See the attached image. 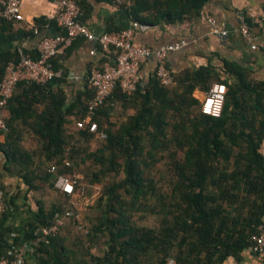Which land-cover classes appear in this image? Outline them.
<instances>
[{
	"label": "trees",
	"instance_id": "trees-1",
	"mask_svg": "<svg viewBox=\"0 0 264 264\" xmlns=\"http://www.w3.org/2000/svg\"><path fill=\"white\" fill-rule=\"evenodd\" d=\"M209 1L128 0L126 12L140 25H176L200 16ZM79 5L83 10L82 2ZM14 23L0 18V48L15 39L36 37L33 29L14 32ZM46 25L61 32L54 21L40 22L41 29ZM116 30L107 27V33ZM19 48L0 51V79L10 62L19 61ZM25 53L39 58L36 50L25 48ZM56 58L53 65L60 70ZM227 68L228 76H220L210 66L172 72L170 86L151 77L131 94L117 88L94 117L104 139L76 126L86 117L94 95L89 84L71 101L62 86L63 76L47 84L19 82L3 111L7 126L0 129L5 137L0 142L6 159L3 171L21 177L30 191L40 188L37 182L54 188L59 175L76 178L80 163L96 167L86 179L78 178L75 189L84 195L105 184L96 204L100 215L89 236L106 238L107 248L103 256H91L94 264L240 261L253 247L252 235L264 224V81L254 80L241 66L227 64ZM215 83L227 87L220 117L202 112ZM197 90L204 92L203 99L194 95ZM122 107L134 112L117 125L112 115ZM26 137L36 142L35 150L27 148ZM94 138L101 142L90 150L87 145ZM160 164L170 180L155 181ZM52 166L55 172L50 171ZM4 172L0 171V190ZM5 198L8 210L0 220V257L12 245L33 240L34 231L51 225L56 213L73 200L61 191L51 209L39 201L26 232L12 239L16 232L6 222L15 204ZM147 215L158 219L156 227L138 223ZM61 230L37 247L39 264H72L74 253L63 244Z\"/></svg>",
	"mask_w": 264,
	"mask_h": 264
},
{
	"label": "crops",
	"instance_id": "crops-1",
	"mask_svg": "<svg viewBox=\"0 0 264 264\" xmlns=\"http://www.w3.org/2000/svg\"><path fill=\"white\" fill-rule=\"evenodd\" d=\"M83 4V23L97 36L107 32V27L116 28L117 32L128 29L133 21L130 20L126 8L128 0H78ZM57 0H22L21 12L23 19L14 21V32L34 30L36 37L15 39L12 43L0 48V51L13 49L24 45L28 50H36L44 37L55 36L60 32L46 25L41 29L40 22L51 20L56 10ZM81 7V6H80ZM264 0H211L202 9L201 15L183 23L157 26L141 25L136 31V44L157 51L163 46L185 42L183 47L169 53L167 67L171 72L181 74L195 71L201 67L210 66L220 76H228L227 64H235L249 70L250 76L256 81H264ZM252 24L254 42L248 44L240 32L241 19ZM55 22V21H54ZM115 31V32H116ZM226 31L227 35L220 33ZM59 32V33H58ZM18 35V34H17ZM96 49L92 55L91 50ZM113 51H101L95 43L78 38L74 44L60 54L57 64L63 72V87L73 101L80 92L88 88L87 77L93 68H104L113 64ZM157 64L154 60L146 62L141 70L145 82L156 76ZM213 72V73H214ZM173 74V73H172ZM216 84V83H215ZM196 97L203 99L204 92L195 91ZM132 109L120 111L121 117L127 118ZM75 119V118H73ZM5 137L0 132V142ZM5 156L0 153V171L4 172ZM14 169V167H11ZM0 196L14 199L13 215L6 222L16 235L26 232L31 220L38 209V190H28L22 178L11 173H3ZM68 225V224H67ZM63 244H67L66 228L61 230ZM25 246L26 264H39L36 254L37 247L32 240H23ZM226 264H264V258L251 251H245L240 261L229 259Z\"/></svg>",
	"mask_w": 264,
	"mask_h": 264
},
{
	"label": "built area",
	"instance_id": "built-area-1",
	"mask_svg": "<svg viewBox=\"0 0 264 264\" xmlns=\"http://www.w3.org/2000/svg\"><path fill=\"white\" fill-rule=\"evenodd\" d=\"M22 0H0V18L11 21L23 19L21 12ZM264 17V10H263ZM83 10L78 0H57L56 10L51 20L55 21L61 32L55 36L44 37L38 44L36 51L38 59H33L25 53V46L22 45L19 52V61L10 62L6 68L4 76L0 79V129L6 130L5 116L3 114L9 99L13 96L19 82H34L47 84L48 82L61 78L62 70H56L53 60L71 47L75 40L83 38L100 46L103 51H113L115 60L113 64H106L104 68H93L87 81L94 90L93 97L88 102L86 117L78 120L76 126L79 129H89L90 132L98 134L102 139L106 137L104 133H98V123L94 120L99 106L109 100L115 90L120 88L122 92L131 94L138 86L143 85L141 70L143 65L149 60L156 61V77L161 84L170 86L174 83L171 70L167 67V57L169 53L180 50L185 42L176 43L161 47L157 51L142 47L135 42L136 31L141 27L138 22L119 32L103 33L97 36L82 22ZM240 32L250 45L254 42L253 33L247 21L242 18ZM226 36L227 32L220 33ZM92 55L96 54V49L91 50ZM227 87L224 84L216 83L210 89L202 104V112L212 117H220L222 114ZM264 156V147L262 148ZM51 172L56 171L52 166ZM78 177L71 178L65 175L57 176L56 187L63 193L72 196L76 195V184ZM65 207L63 212H58L51 225L40 226L33 233V246L38 247L42 242L55 237L60 230L69 223L80 224V216L71 204ZM8 210V204L0 196V220ZM16 234H12L14 239ZM253 247L250 249L264 258V224L258 227L257 233L252 235ZM25 246L12 245L5 256L0 257V264H26ZM173 263V261H171Z\"/></svg>",
	"mask_w": 264,
	"mask_h": 264
},
{
	"label": "rangeland",
	"instance_id": "rangeland-1",
	"mask_svg": "<svg viewBox=\"0 0 264 264\" xmlns=\"http://www.w3.org/2000/svg\"><path fill=\"white\" fill-rule=\"evenodd\" d=\"M112 120L119 125L124 122L126 118L124 116L121 117L120 110L116 109L112 115ZM100 142V140L94 138L87 146H89L90 150H95L99 146ZM24 143L31 151L37 148L36 142L32 139H27V137ZM78 161H80L79 158ZM95 168L96 167L90 162L85 164L80 163L76 169L75 175L78 178L86 179V174ZM154 172L156 174L154 177L155 181H159L161 178H167L170 180L168 174L164 172V166L162 164L156 166ZM117 178H122V175ZM37 184L41 188L38 190L39 195L37 199L42 202V205L45 206L46 209H51L53 205L58 203L57 201L60 198L61 191L56 187V185L52 188L48 184H43L42 182H37ZM104 186V183L98 184L92 190H87L84 195L76 194L73 198V207L80 216V224H77V222L76 224H68L66 227L67 235H65L68 240L65 246L74 253L71 258L72 264H76V260L77 262L79 261V264H94L91 256H103L106 251L107 246L104 244L106 238L99 236L98 238L91 240L89 236L93 224L96 223V218L100 215V211L96 208V204L102 191L104 190ZM138 223L143 226L156 227L159 221L155 216L147 215L146 218L138 220Z\"/></svg>",
	"mask_w": 264,
	"mask_h": 264
}]
</instances>
